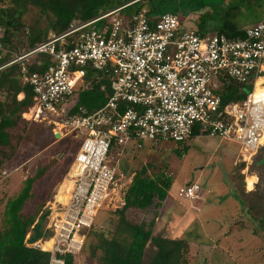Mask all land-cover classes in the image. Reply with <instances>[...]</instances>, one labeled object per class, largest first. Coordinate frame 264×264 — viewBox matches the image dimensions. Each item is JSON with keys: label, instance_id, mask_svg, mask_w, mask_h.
Here are the masks:
<instances>
[{"label": "built area", "instance_id": "obj_1", "mask_svg": "<svg viewBox=\"0 0 264 264\" xmlns=\"http://www.w3.org/2000/svg\"><path fill=\"white\" fill-rule=\"evenodd\" d=\"M124 8L88 22L77 20L64 34L10 53L0 68L17 65L22 83L32 89L33 105L24 120L46 122L54 137L71 135L78 144L68 185L61 188L66 200L49 209L45 238L27 244L48 253V264L78 256L98 214L111 211L116 200L122 203L131 182L123 161L131 148L182 144L195 131L237 143L245 155L254 156L264 147V84L263 93L255 92L257 81L264 79V23L231 40L218 33L184 31L173 14L151 23L146 9L122 16ZM1 38L0 28L4 56ZM31 67L39 71L30 72ZM88 70L105 74L111 90L106 103L90 113L76 106V92L90 84L85 83ZM231 82L251 85L252 91L241 102L223 105L221 95ZM202 195L197 183L177 192L194 201ZM48 242L51 247L44 250Z\"/></svg>", "mask_w": 264, "mask_h": 264}, {"label": "rangeland", "instance_id": "obj_2", "mask_svg": "<svg viewBox=\"0 0 264 264\" xmlns=\"http://www.w3.org/2000/svg\"><path fill=\"white\" fill-rule=\"evenodd\" d=\"M165 1L160 6V13L179 17L188 14L183 17L184 31L199 29L201 22L208 27L206 32L211 36L215 29L227 24L245 29L264 23V0ZM11 2L0 0V8L10 6ZM135 9L133 7L125 13L131 15ZM52 20L51 16L42 15L37 9L29 7L22 16L23 32L26 34L33 23L43 31ZM102 24L95 28H100ZM47 37H50V33ZM0 99H3L1 95ZM28 124V138L20 145L14 162L0 169V218L7 200L16 196L23 182L34 177L38 170L44 174L35 181L33 196L24 207V213L35 214L42 205L40 211L53 208V196L68 185L65 181L72 156L78 149L76 140L71 135L56 139L52 134L53 126L46 122L30 121ZM144 145L139 152L131 148L132 152L123 161L128 167L129 181L134 173L147 167L150 177L165 175L172 179L170 192L174 196H170L157 211H128L126 216L129 221L149 223L157 213L153 234L162 233L172 239L185 240L188 247L186 264H264V230L261 226L264 219V162L258 165L264 157V147L254 156L245 155L237 143L206 136L191 138L178 145ZM2 171L6 175H2ZM250 176L257 178L255 188L256 182L252 187H247ZM193 182L202 189V197L196 201L179 198V188ZM245 186L251 194L245 193ZM230 200L235 201L232 209L239 211L240 218L228 225L222 216L231 212ZM113 205L119 209L123 205V198L122 203L116 200ZM115 207L110 208L111 212L118 210ZM49 216L46 217L45 227ZM97 221L103 229H112L117 217L114 213L101 211ZM232 229H235L233 233L230 232ZM96 243L97 240L88 235L85 254L76 256L73 264H96L87 256L89 245ZM50 247L49 242L43 249ZM152 252V247L148 246L147 258L152 256Z\"/></svg>", "mask_w": 264, "mask_h": 264}, {"label": "trees", "instance_id": "obj_3", "mask_svg": "<svg viewBox=\"0 0 264 264\" xmlns=\"http://www.w3.org/2000/svg\"><path fill=\"white\" fill-rule=\"evenodd\" d=\"M131 1L134 0H12L10 6L0 8L1 41L4 50L7 49V53L0 56V68L9 61L10 53H19L47 41L49 33L57 36L64 34L77 20L83 23L91 21ZM141 1L145 2L144 5H138ZM165 2V0H140L123 10L136 7L134 12H138L146 9L149 21L154 23L162 15L159 12L160 6ZM29 7L37 9L42 15L53 18L48 23L47 29L41 31L33 23L27 29L26 34L23 32L22 16ZM183 15L181 17L175 15L181 23L186 13ZM218 34H223L231 40L244 37V33L232 24L223 25ZM34 71L39 70L31 67L30 72ZM85 83H90L88 88L76 92V106L90 113L106 103V97L111 94L110 82L105 74L88 70ZM251 91L250 85L231 82L221 95L223 105L228 102H241ZM0 95L3 97L0 99L1 169L2 167L7 168L14 162L20 145L28 138L26 132L29 122L24 120L22 115L33 105V93L28 84L22 83L17 65L0 69ZM19 95H23L21 100L18 99ZM197 132L193 133L192 138L198 136ZM142 149L135 148L138 152ZM123 172L128 177V167L125 166ZM147 173V167H143L133 174L130 184L122 192L123 205L114 212L108 211L117 217V221L112 224L113 228L103 229L98 225V221H95V225L87 233L85 244L79 255L85 254L88 235H92L97 243L89 245L90 251L87 256L96 264H186L188 247L185 240L172 239L162 233L153 234L157 213L149 223L140 224L129 221L126 216L130 210L147 212L154 209L157 211L166 204L173 184L172 179L165 175L150 177ZM43 174L42 170H38L34 177L26 179L19 193L8 199L4 206L0 218V264L49 263L48 253L27 246L47 235L44 227L49 212L40 214L43 205L35 214L23 212L33 196L35 181ZM261 226L264 230V219L261 220ZM148 246L153 249L150 258L146 256ZM62 259L65 264H73L74 261L71 255H66Z\"/></svg>", "mask_w": 264, "mask_h": 264}, {"label": "crops", "instance_id": "obj_4", "mask_svg": "<svg viewBox=\"0 0 264 264\" xmlns=\"http://www.w3.org/2000/svg\"><path fill=\"white\" fill-rule=\"evenodd\" d=\"M138 1H140V0H134V1H131L130 3H128V4H131V3H136V2H138ZM144 3L145 2H143V1H141L140 3H138V5H140V4H142V5H144ZM128 4H125L124 6H122V7H127V5ZM128 10V9H127ZM127 10H122L121 11V14H122V16L123 15H125V16H130V15H127L126 13H125V11H127ZM130 10V9H129ZM183 12V11H182ZM133 13V12H132ZM188 16V14H186V16L185 17H187ZM200 28L199 29H197V30H193V31H197L198 33H200V34H202V35H208L207 34V32L206 31H208V27H206L205 26V24H201V22H200ZM220 28H222V27H220ZM220 28H217V29H215L214 30V28H213V34H217V33H219V30H220ZM246 29V28H245ZM238 30H240V31H244V29H239L238 28ZM23 98V95H19L18 96V99L19 100H21ZM197 137H201V136H197ZM197 137H195V138H197ZM239 149H240V147H239ZM241 153H243L242 151H241ZM242 156H244V155H242ZM257 180V179H256ZM257 182L258 181H256V183L254 184V188H255V186H256V184H257ZM188 184H194V182L193 183H188ZM183 187V186H182ZM248 187V186H247ZM181 188V187H180ZM254 192V191H253ZM245 193L246 194H251L252 192H249V189H247L246 188V186H245ZM58 194V193H57ZM57 194H55L54 196H53V198L54 199H52L53 201V203L55 202V201H57L56 199H55V196L57 195ZM170 196H174V194H172L170 191H169V193H168V198H167V200L170 198ZM235 201H231L230 200V205H232V206H230L231 207V209L233 208V203H234ZM201 202H199V204H200ZM199 204H197V205H199ZM49 209V208H48ZM43 210V209H42ZM40 211V214H42V213H45V211ZM46 212H49V210H47ZM25 214H27V213H25ZM241 215V214H240ZM40 217V216H39ZM48 218V217H47ZM222 218H223V220H224V218L227 220V223H228V225H230V223L231 222H235V220L237 219V218H240V216H239V211H237V210H234V209H232L231 210V212L230 211H228V214L227 215H225V216H222ZM39 219V218H38ZM38 219H37V221H38ZM46 224V223H45ZM233 225H231V227H232ZM233 231H235V229H232V230H230V232H232L233 233Z\"/></svg>", "mask_w": 264, "mask_h": 264}, {"label": "bare ground", "instance_id": "obj_5", "mask_svg": "<svg viewBox=\"0 0 264 264\" xmlns=\"http://www.w3.org/2000/svg\"><path fill=\"white\" fill-rule=\"evenodd\" d=\"M261 84H264V79H259L258 81H257V83H256V85H255V92L258 94V92L260 91V87H261ZM260 94L261 93H263V91H260L259 92ZM256 182V179L255 178H253V177H248L247 178V186L248 187H252V184H254ZM64 184V183H63ZM66 184V183H65ZM66 186V185H65ZM65 186L63 187V188H65ZM62 188V189H63ZM61 189V191H59L58 192V194L55 196V199L57 200V201H65L66 200V198H67V196H66V194H63V190ZM54 199V198H53ZM49 243V242H48ZM48 243H46V245L48 244ZM45 245V244H44ZM43 245V246H44Z\"/></svg>", "mask_w": 264, "mask_h": 264}, {"label": "water", "instance_id": "obj_6", "mask_svg": "<svg viewBox=\"0 0 264 264\" xmlns=\"http://www.w3.org/2000/svg\"><path fill=\"white\" fill-rule=\"evenodd\" d=\"M58 136L57 135H55V138H57ZM263 162H264V159H262L259 163H258V165H261V164H263Z\"/></svg>", "mask_w": 264, "mask_h": 264}, {"label": "flooded vegetation", "instance_id": "obj_7", "mask_svg": "<svg viewBox=\"0 0 264 264\" xmlns=\"http://www.w3.org/2000/svg\"><path fill=\"white\" fill-rule=\"evenodd\" d=\"M260 150H261V149H260ZM260 150H259V151H260ZM259 151H258V152H259ZM258 152H257V153H258ZM257 153H256V154H257ZM256 154H255V155H256ZM262 159H264V157H263V158H261V160H262ZM261 160H260V161H261ZM260 161H259V162H260ZM256 179H257V178H256Z\"/></svg>", "mask_w": 264, "mask_h": 264}]
</instances>
